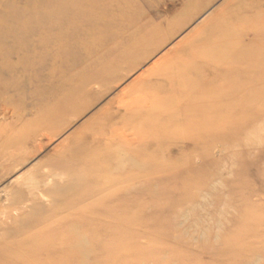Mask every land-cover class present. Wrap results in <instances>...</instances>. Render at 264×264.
I'll use <instances>...</instances> for the list:
<instances>
[{
	"label": "rangeland",
	"instance_id": "rangeland-1",
	"mask_svg": "<svg viewBox=\"0 0 264 264\" xmlns=\"http://www.w3.org/2000/svg\"><path fill=\"white\" fill-rule=\"evenodd\" d=\"M226 1L119 0L121 8L124 3L132 10L144 12L145 18L139 24L149 20L166 29L179 26L177 32L157 49L146 45L145 55L138 60L139 65L124 68L117 80L105 86L94 84L91 87L94 90L99 88L102 92L105 90L102 88L107 89L99 92L100 97L92 101L83 114L69 116V125L49 143L44 144L42 140L44 147L34 155L36 147L27 150L19 164L6 161L0 164V250L5 244L21 249L25 245H42L44 241L59 243V239L53 237L65 234L80 217L90 220L96 217L91 216V212L103 209L121 195L138 192L144 196L141 214L137 219L126 220L125 245L115 253H103L102 248L112 244L105 234L101 232L90 239L83 235V228L77 227L75 242L84 244L90 251L88 249L80 256L76 250L77 255L68 250L64 259L69 264H264V18H260L264 14V0L231 1V44L224 50L221 62H205L204 73L192 88L199 109L192 117L191 125L185 129L189 130L187 134L191 135L193 146L181 143L169 151L165 146L156 145L154 139L135 142L124 151H115L109 157L112 161L104 164L111 177L96 172L90 185L84 179V183L78 182L77 185L82 184L72 191H67L64 178L69 175L66 169L53 172L50 167L39 166L53 147L62 144L68 135H75L76 130L115 100L121 89L132 83L153 61L169 49L173 51L187 35H195V28L211 19ZM53 2L76 7L75 0H49V3ZM195 7L197 9L187 17L181 14ZM74 8L70 9V14L74 15ZM50 10L48 0H0V35L6 33L0 37V88H18L11 93V100L16 113L25 112L23 120L32 119L36 114L35 105L41 88L48 84L52 67L71 65L69 72L56 73L58 78L75 74V59H70L69 54L67 58L65 52L61 55L64 57L61 63L46 60L42 66L34 65L25 74L15 65L13 56H4V49H18L20 44L19 38L7 31L40 30L49 25L67 27L62 40L75 51L68 35L72 27L75 30L78 20L73 18L70 27L65 22L68 10L57 15ZM253 14L257 17L250 24ZM15 15L23 17L8 19ZM181 18L182 23L166 26L172 19L177 22ZM235 21L239 22L233 23ZM51 36L53 38V34ZM39 48V45H30L24 49L28 53ZM109 48L101 49L97 55L109 53ZM3 101L0 98V135L7 133L9 127L13 131L19 129V126H11L13 117L7 108L1 106ZM197 140L202 143V152L196 149ZM31 145L28 143L25 149ZM123 162L128 164V178L116 173L119 169L123 172ZM17 173L22 178L8 184ZM42 174L47 175L46 178H40ZM34 179L38 182L36 190ZM111 180H115V184L108 191L97 193L98 185ZM26 185L36 192L42 210L31 213L33 201H28L30 196ZM53 188H58L55 199L49 194V189ZM17 189L23 191L19 200L13 199L17 197ZM40 192H44V196ZM7 198L14 201L7 204ZM17 227L23 229L21 235L14 233ZM166 233L170 240L160 244L159 240ZM183 240L185 244H178Z\"/></svg>",
	"mask_w": 264,
	"mask_h": 264
},
{
	"label": "bare ground",
	"instance_id": "bare-ground-1",
	"mask_svg": "<svg viewBox=\"0 0 264 264\" xmlns=\"http://www.w3.org/2000/svg\"><path fill=\"white\" fill-rule=\"evenodd\" d=\"M63 1L67 2V0ZM231 1L234 0H227L211 19L204 20L202 25L196 27L195 35L192 37V34L187 35L174 46L173 51L169 49L163 56L153 61L134 78L132 83L121 89L115 100L109 102L97 115L86 121L81 129L76 130L75 135H68L62 144L53 147L48 158L41 161L39 166L50 167L53 172L66 169L69 175L64 178L67 180V191H72L79 187L78 185L82 183L78 185L77 183L85 181L84 179L90 185L92 175L96 172L100 171L101 176L105 174L110 176L111 172L108 167H104L105 163L107 165L112 161L109 157L118 149L124 151V148H128L135 142L154 139L156 145L165 146L169 151L181 143L183 146H189V144L193 146L191 135L187 134L189 130L185 129V126L191 125L192 117L198 113L199 109L198 98L193 96L192 88H195V83L204 73L205 65H207L205 62L214 61L216 63L223 60L224 50L231 44ZM119 4V0H75L76 7H71L75 9L73 15L70 14L72 13L71 8L64 7L59 2L49 3L48 0L50 11L56 15L67 13L68 10L69 16L65 19L67 25L72 27V19L78 20L75 23V30L72 27V32L68 35V41H71L73 46L75 45V51L63 43L62 37L68 28L62 25L57 27L49 25L33 31L23 30L21 32L17 29L12 32L7 31L10 35L18 37L20 44L18 49H4L3 53H5L4 56L15 58V65L21 67L23 71L21 73H27L34 65L42 66L46 60L53 59L61 63L64 58L61 55L65 52L67 58L69 54L70 59H75V74H67L65 78L60 75L62 77L58 78L55 74L69 72L71 65L65 68L62 65L52 67L48 84L46 88H41V95L35 105L36 114L28 120H23L24 111L16 113L13 109L11 93L18 88H0V98L4 99L1 106L7 108L13 117L11 126H19L16 131L9 127L7 133L0 135V164L5 161L19 164L22 162L20 159H24L27 150L36 147L34 155L44 147V144L49 143L69 125V116H80L88 109L92 101L100 97V89L96 88V91L91 88L94 84L105 86L117 80L124 68L139 65L138 60H142L141 57L145 55L146 45L155 46L157 49L177 32L179 26L166 29L149 20L144 24H139L140 20L145 18L144 12L135 8L132 10L129 4L124 3V7L121 8ZM196 9V7L186 9L181 14L185 18ZM132 11L134 14H131ZM22 17L15 15L8 19L18 20ZM255 17H257L255 14L251 15L250 24L255 21ZM260 18H264V14ZM182 21V18L177 22L176 19H172L166 26L182 23ZM239 23L242 24V21ZM4 34L6 33L2 32L0 37L6 36ZM35 35L38 36L35 38ZM46 39L50 41L47 42ZM30 45H39L40 48L26 53L24 48ZM107 46L108 48L110 46L109 53L97 55V52ZM139 52L140 54L136 55ZM10 57H8V63ZM106 89L102 88L101 93ZM36 140H39L38 143H35ZM42 140L45 141L44 144L41 143ZM197 141L196 149L202 152V143ZM30 142L32 145L25 149ZM121 164L123 172L119 169L116 173L128 178L126 174L129 169L128 164L125 162ZM46 176L42 174L40 178L43 179ZM21 178L22 175L17 173L14 177L12 176L8 184ZM33 182L34 190H36L38 182L35 179ZM105 182L98 185L97 193L106 192L115 184V180ZM25 187L30 196L28 201H33L30 206L31 213L34 210H42L36 192L32 191L29 185ZM94 189L96 190L97 187L95 186ZM15 193L17 197L13 199L19 200L23 191L17 189ZM43 193L40 192V195L44 196ZM49 194L55 199L54 196L58 195V188L49 189ZM143 198L144 196L138 192L115 198L103 209L91 212L93 214L91 216L96 217L90 220L80 217L69 226L70 230L65 234L55 235L53 238H58L59 243L44 241L42 245L33 247L25 245L21 249H13L12 245L5 244V248L2 247L0 250V264H69L64 259L68 250L72 254L77 255L76 250L79 255H85L89 249L84 244L75 242L77 227L83 228V235L90 239L103 232L105 238L112 244L105 245L102 252L115 253L125 245L124 224L126 220L139 218ZM13 199L7 198V204H11ZM14 209L19 210L16 207ZM147 221L150 223V218H147ZM14 231L17 235L23 233L21 227H17ZM163 237L159 240L160 244L170 240V235L167 233L163 234ZM178 244H185V240L179 241ZM93 249L97 251L96 248ZM98 252H100L99 249ZM29 254L34 257L32 258Z\"/></svg>",
	"mask_w": 264,
	"mask_h": 264
}]
</instances>
